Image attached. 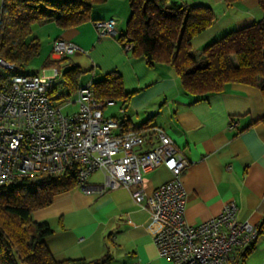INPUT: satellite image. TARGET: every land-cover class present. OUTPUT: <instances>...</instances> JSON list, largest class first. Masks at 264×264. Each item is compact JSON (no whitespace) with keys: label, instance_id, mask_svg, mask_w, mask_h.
Instances as JSON below:
<instances>
[{"label":"crops","instance_id":"0c3cea01","mask_svg":"<svg viewBox=\"0 0 264 264\" xmlns=\"http://www.w3.org/2000/svg\"><path fill=\"white\" fill-rule=\"evenodd\" d=\"M171 1L205 4L215 15L213 24L191 39L195 50L225 32L259 20L263 14L258 0ZM129 12L127 0H105L92 7L89 19L76 25H33L41 47L30 61L32 68L26 71L49 76L53 84L61 83L63 71L75 66L82 71L81 86L102 78L108 71H119L131 96L122 111L118 103H110L108 107L117 105V113H103L123 117L129 129L142 124L160 127L181 148L188 159L182 175L187 221L200 223L233 200L237 218L256 225L264 213V124L256 122L264 114L260 89L230 82L223 90L194 100L180 89L170 67L151 68L143 57L126 50L117 36L98 35L96 20L115 18L120 33ZM55 39L74 42L81 50L70 55L54 52ZM49 60L56 61L57 66H44ZM58 90L66 93L64 85H59ZM75 97L69 100L68 112L77 109ZM169 177V169L161 165L143 173L142 187L150 193ZM99 180L88 178L92 184L102 181ZM32 218L51 227L44 243L58 261L109 255L100 264H172L158 253L148 210L137 205L124 186L102 194L77 187L54 196L49 205L33 211ZM238 264H264V235L257 238L254 248Z\"/></svg>","mask_w":264,"mask_h":264},{"label":"built area","instance_id":"2783aa9c","mask_svg":"<svg viewBox=\"0 0 264 264\" xmlns=\"http://www.w3.org/2000/svg\"><path fill=\"white\" fill-rule=\"evenodd\" d=\"M95 27L100 36L119 33L113 17L96 20ZM132 46L127 41L123 47ZM52 49L62 55L81 50L63 39H55ZM15 69V63L0 56V71L8 74L0 89V185L24 178L39 182L41 173L77 165V187L87 193L129 189L132 200L149 212L159 255L172 264H236L239 251L256 237L255 225L237 218L233 200L200 223L187 221L182 175L188 159L163 129L120 132L118 121L104 115L103 103L92 95L91 82L78 89L77 109L63 112L49 98V76ZM150 131L153 135L145 136ZM161 165L169 169V179L146 193L143 173ZM95 172L102 181L89 183Z\"/></svg>","mask_w":264,"mask_h":264},{"label":"trees","instance_id":"16d2710c","mask_svg":"<svg viewBox=\"0 0 264 264\" xmlns=\"http://www.w3.org/2000/svg\"><path fill=\"white\" fill-rule=\"evenodd\" d=\"M104 1L3 0L0 56L15 63V71H24L41 47L33 25L45 22H55L63 28L76 25L89 19L92 7ZM127 1L130 12L124 29L117 35L118 41L122 46L131 41V54L143 57L149 67H170L184 93L198 101L223 90L227 83L241 82L259 88L264 99V0H258L263 13L259 20L225 32L198 50L191 47L190 41L213 24L215 15L210 6L171 0ZM235 1L239 0H225ZM44 66H57V62L49 60ZM81 74L73 66L63 71L62 84L50 83L48 94L54 105L77 94ZM7 75L0 71V89ZM59 85L65 86L66 93L58 92ZM90 89L94 98L103 103V112L110 103H118L120 109H125L131 96L117 70L91 81ZM112 117L118 121L120 132L130 130L126 119ZM256 122L264 124V114ZM148 128L145 124L133 127ZM144 134L151 137L153 132ZM78 172L79 167L73 165L61 173H41L39 182L24 178L0 185V264H100L110 257L55 260L44 243L51 227L32 218L33 211L49 205L54 196L77 188ZM255 227L256 237L239 251L236 264L243 261L257 238L264 235V213Z\"/></svg>","mask_w":264,"mask_h":264},{"label":"rangeland","instance_id":"374dc122","mask_svg":"<svg viewBox=\"0 0 264 264\" xmlns=\"http://www.w3.org/2000/svg\"><path fill=\"white\" fill-rule=\"evenodd\" d=\"M33 64V62H30L28 65H26V67H25V70L27 69V70H30L32 67H31V65ZM56 103H59V101H57ZM63 106L62 108H63V112H68V111H70L71 110V106H66V105H63V102L62 103H60L59 104V106ZM112 112H114V114H116L117 113V105L115 104V105H113V106H109V107H107V109H106V111H105V113L106 114H111ZM89 179H102L103 178V176H102V174L100 173V172H95L93 175H90L89 177H88ZM99 180V181H100Z\"/></svg>","mask_w":264,"mask_h":264}]
</instances>
